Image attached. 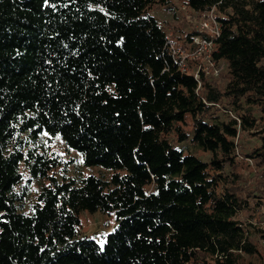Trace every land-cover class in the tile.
Instances as JSON below:
<instances>
[{"label": "trees", "instance_id": "obj_1", "mask_svg": "<svg viewBox=\"0 0 264 264\" xmlns=\"http://www.w3.org/2000/svg\"><path fill=\"white\" fill-rule=\"evenodd\" d=\"M179 1L215 8L219 75L175 61L151 13L172 0H0V264H264L262 220L238 218L264 207V0ZM43 135L110 176L59 175ZM99 210L115 228L81 237Z\"/></svg>", "mask_w": 264, "mask_h": 264}, {"label": "rangeland", "instance_id": "obj_2", "mask_svg": "<svg viewBox=\"0 0 264 264\" xmlns=\"http://www.w3.org/2000/svg\"><path fill=\"white\" fill-rule=\"evenodd\" d=\"M171 3L173 6L171 9H166L163 5L156 4L151 9L152 11L151 13L155 17H157L160 20V22L165 26L166 30L168 31V38H171L172 41H174V39L177 40V42L174 41L173 47L176 50H181L183 52L184 57H188L191 51L188 52L185 49H177V48H179L184 44L186 40L185 39L186 34L192 32L195 29L197 30L203 29L202 19L200 14L190 9L183 1L172 0ZM189 59L190 58L186 59L187 63ZM222 82L225 83V79H223ZM39 142L42 145V147L47 149V152L49 154L56 153L60 155L61 158L65 160V162L72 161L71 163L65 164L67 170H64V168L57 170V173L59 175L66 174L76 179H80L81 176L89 173H94L106 177L110 176L109 171H106L101 166L98 165L91 167L85 166L82 155L74 149H69L60 137H56L52 141H50L47 135H43L39 139ZM238 143L239 145H242V147L245 150H249V148L255 146L256 144H259L260 141L257 136L252 135V132H245L242 134L241 138L238 139ZM47 146L50 148H47ZM179 146L187 152H194L204 160H209L211 158L210 154L202 152L191 141L181 143ZM41 185L42 183H39L37 181H34L32 183L31 186L32 191L30 197L27 198L26 200V205H27V207H25L26 211H28V207L30 206V203H32L35 200L36 194L40 190ZM256 201L257 198L253 202V205L257 204ZM262 207H257L255 211L251 209L240 212L238 218L244 221L247 225H249L250 223L256 224L260 220H262L263 223L264 220L262 218L264 216V213L262 216L261 214ZM81 219H82V229L80 231L81 237H85L88 235L101 240L105 233L115 228L114 217L100 210L94 213L81 212ZM253 236L255 237V239H258L260 238L261 235L260 233L257 232L256 229L253 228Z\"/></svg>", "mask_w": 264, "mask_h": 264}, {"label": "built area", "instance_id": "obj_3", "mask_svg": "<svg viewBox=\"0 0 264 264\" xmlns=\"http://www.w3.org/2000/svg\"><path fill=\"white\" fill-rule=\"evenodd\" d=\"M201 19L203 29L212 33L213 36L211 38L201 35L194 36L196 48L190 52L188 57H184L181 50H176L173 47L174 55L178 53L181 56V59H176L175 61L179 63L183 69L188 67V63L186 61L187 58L202 59L201 64H199L195 70V77L197 79H199L201 69H203L205 74L208 76H217L221 71V68L217 66L216 61L213 59V51L216 47V38H218L221 33V23L217 19L215 8L213 7L212 9L204 12ZM262 226L264 227V222L262 223Z\"/></svg>", "mask_w": 264, "mask_h": 264}]
</instances>
